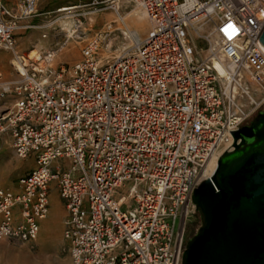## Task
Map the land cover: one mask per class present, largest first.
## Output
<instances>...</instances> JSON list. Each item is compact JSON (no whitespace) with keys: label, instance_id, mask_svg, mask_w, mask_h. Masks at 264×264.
<instances>
[{"label":"built area","instance_id":"1","mask_svg":"<svg viewBox=\"0 0 264 264\" xmlns=\"http://www.w3.org/2000/svg\"><path fill=\"white\" fill-rule=\"evenodd\" d=\"M132 1L151 22L145 36L107 25L66 64L56 62L65 43L19 47L55 24H36L39 0H0V154L8 139L17 159L35 160L17 191L0 188V241L35 246L55 182L70 264H182L194 190L264 103V0ZM97 4L63 12L77 19L75 40ZM200 21L213 27L225 76L212 47L203 56L188 38ZM60 160L71 168L53 167Z\"/></svg>","mask_w":264,"mask_h":264},{"label":"water","instance_id":"2","mask_svg":"<svg viewBox=\"0 0 264 264\" xmlns=\"http://www.w3.org/2000/svg\"><path fill=\"white\" fill-rule=\"evenodd\" d=\"M231 133L234 151L194 190L201 226L182 264H264V116Z\"/></svg>","mask_w":264,"mask_h":264},{"label":"rangeland","instance_id":"3","mask_svg":"<svg viewBox=\"0 0 264 264\" xmlns=\"http://www.w3.org/2000/svg\"><path fill=\"white\" fill-rule=\"evenodd\" d=\"M93 1L94 0H39L37 10L41 16L36 20V24L45 25L48 22H56V24L52 29L47 28L45 30H34L18 37L20 49L27 51L35 45L38 46V48L42 47L44 49H50L57 42L62 45L65 43L64 49L58 54L56 62L74 64L81 58L80 51L84 41L90 39L94 34L105 30L107 25H112L116 31L118 30V37L119 31L123 28V22L127 25V28L130 27L128 29L134 31L130 20L132 15L139 11V7L134 1L97 0V5L83 10L87 13L89 12V14L81 18L83 28L86 33V39L83 41H77L74 37L69 39L68 37L72 35L75 30L73 26L77 19H63L64 14L66 13H58V10L62 7L88 5ZM117 7L120 8V12L122 14L120 17L122 20L116 14L115 9ZM146 25V32L140 34L141 37L145 36L151 28V26L150 28L148 27L147 21ZM210 26L213 31L212 25ZM43 32L48 33V39H40ZM192 33L195 34L192 36ZM188 38L190 39V42H192L194 49L201 55L208 56L210 54L212 41L204 31H201L200 29L194 31L191 28L188 32ZM113 46L114 48L112 53L107 57L109 59L118 55L123 45L122 42L118 40L117 42H114ZM10 57L11 56L8 55L5 59V69L7 72H9V65L7 62ZM249 107L251 110L256 108L255 105ZM262 107H264V103L261 104L257 110ZM6 147V160L11 162L9 167H20L22 160L17 159L12 154L10 141L6 142ZM29 171L27 170L25 173ZM55 214L57 215L56 223L51 225L53 230L51 229L48 231L46 229V225L44 226V224L52 221ZM190 215L191 218L187 224L186 234L192 238L200 228L201 220L195 206L190 208ZM65 217L66 212L61 207L56 208L55 206L48 219L43 222L44 224L39 238L33 248L28 245L0 241V264H70L67 244L63 238V221Z\"/></svg>","mask_w":264,"mask_h":264},{"label":"bare ground","instance_id":"4","mask_svg":"<svg viewBox=\"0 0 264 264\" xmlns=\"http://www.w3.org/2000/svg\"><path fill=\"white\" fill-rule=\"evenodd\" d=\"M114 3H116V2H114ZM73 7H62V8H60L58 10V13H63V12H67V11L74 10L75 8H73ZM115 11H116V14L119 17L122 16L119 7H117L115 9ZM64 16H65V14H64ZM120 19L122 20L121 17H120ZM145 20L147 21L148 27L149 28H150V26L152 27L151 22H150V20L148 18V15H147V13L143 9L139 8V11L137 13H135V14L132 15V18L130 20L131 21V26H132V28H134V32L137 33V34H134V35H136L137 38L140 37V34L146 32V26L147 25H146V21ZM55 24H56V22H55ZM55 24H53V25H55ZM125 26H127V25L125 24ZM128 28H130V27H128ZM192 29L194 31H196L197 29H200L201 31H204L205 34H207L208 37L211 39V41H212V51H213L212 54L214 56L213 62L215 64L216 68L219 70L220 74L225 76L226 73H225L224 69L221 67V62H224L225 61V58H224L223 54L220 53L219 52V49L217 48V45H216L217 37L214 34V32L212 31L211 26L208 25V24L203 23V21H200V22L194 24V26H193ZM193 34H195V33H192V36H193ZM68 38L69 39L72 38V35H70ZM239 76H241V78H242V75L241 74H239ZM243 79L244 80H243L242 83H243L244 86H246V87L248 86L249 89H256L257 88L255 85H253V84L250 83V79L248 78V76L243 77ZM232 88H233L232 90L234 92L237 91V88L236 87L233 86ZM217 164H218V161H217L216 158H213L209 162V164L207 165L206 172H205V176L207 177V179H210L214 175V173L216 171V168H217ZM52 230H53V228H52Z\"/></svg>","mask_w":264,"mask_h":264},{"label":"crops","instance_id":"5","mask_svg":"<svg viewBox=\"0 0 264 264\" xmlns=\"http://www.w3.org/2000/svg\"><path fill=\"white\" fill-rule=\"evenodd\" d=\"M21 51L23 50L21 49ZM6 142H8V139H6L3 150L0 154V188L9 187L17 191L18 190V186H17L18 178L24 175L27 170L29 171L35 167V160L32 158L27 161H22L20 163L21 165L20 167H9L11 162L6 160V154H7ZM11 152L14 155L13 149H11ZM53 167H62L64 171H68L71 168V163L67 160H60V161L55 162L53 164ZM55 206L56 208L61 207L66 212V217H67V211L64 207L63 202L60 199V196H59V193L56 187V183L53 182L51 186V195H50V213ZM56 219H57V215L55 214L52 221L46 224L43 223L45 220L41 222V229L44 224V226L46 225V229L50 231L52 229L51 225L53 223H56Z\"/></svg>","mask_w":264,"mask_h":264},{"label":"flooded vegetation","instance_id":"6","mask_svg":"<svg viewBox=\"0 0 264 264\" xmlns=\"http://www.w3.org/2000/svg\"><path fill=\"white\" fill-rule=\"evenodd\" d=\"M264 116V107L260 108L255 112V114L250 118V120L246 123L245 126H251L254 121ZM190 237L185 233V245L187 244Z\"/></svg>","mask_w":264,"mask_h":264},{"label":"snow or ice","instance_id":"7","mask_svg":"<svg viewBox=\"0 0 264 264\" xmlns=\"http://www.w3.org/2000/svg\"><path fill=\"white\" fill-rule=\"evenodd\" d=\"M229 28H232V26L231 25H229ZM234 30V29H233Z\"/></svg>","mask_w":264,"mask_h":264}]
</instances>
